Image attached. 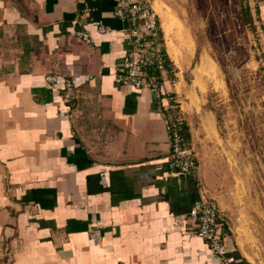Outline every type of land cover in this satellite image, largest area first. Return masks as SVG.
I'll return each mask as SVG.
<instances>
[{
    "label": "crops",
    "instance_id": "0c3cea01",
    "mask_svg": "<svg viewBox=\"0 0 264 264\" xmlns=\"http://www.w3.org/2000/svg\"><path fill=\"white\" fill-rule=\"evenodd\" d=\"M119 1L0 0V264H221L190 216L199 181L220 206L229 253L253 264L229 176L204 168L206 159L198 179L182 176L170 159L166 102L117 81L132 48ZM149 1L174 67L166 89L182 97L192 144L204 148L218 127L194 84L208 73L205 59L195 66L198 46L181 14ZM248 10L264 61V0ZM69 78L71 104L62 90Z\"/></svg>",
    "mask_w": 264,
    "mask_h": 264
},
{
    "label": "rangeland",
    "instance_id": "374dc122",
    "mask_svg": "<svg viewBox=\"0 0 264 264\" xmlns=\"http://www.w3.org/2000/svg\"><path fill=\"white\" fill-rule=\"evenodd\" d=\"M164 1L193 31L198 46L195 66L208 59L214 68L212 75L194 83L208 93V108L218 121L214 141L204 148L193 144L199 170L206 159L204 168L228 175L230 186H236L235 222L247 229L241 231L253 264H264V61L248 23L250 0ZM189 75L192 84L191 69ZM177 99L182 105V97Z\"/></svg>",
    "mask_w": 264,
    "mask_h": 264
},
{
    "label": "built area",
    "instance_id": "2783aa9c",
    "mask_svg": "<svg viewBox=\"0 0 264 264\" xmlns=\"http://www.w3.org/2000/svg\"><path fill=\"white\" fill-rule=\"evenodd\" d=\"M116 16L129 26L131 50L126 54L118 69L117 81L124 86L140 90H151L165 103L163 118L170 134V159L173 168L182 176L198 179L199 159L191 143H186L182 134L184 124L181 116L180 103L177 97L166 89L172 82L174 67L165 51L164 37L160 19L149 0H120L116 7ZM101 26L100 31L105 33ZM86 43L92 37L86 32L79 34ZM49 86L56 87L61 82L58 75H48ZM63 98L72 103L76 98V85L73 79H64ZM199 197L195 201L190 216L199 224L198 235L209 245L221 264H238L226 245L228 234L220 220L222 211L218 202L209 195L199 181Z\"/></svg>",
    "mask_w": 264,
    "mask_h": 264
},
{
    "label": "trees",
    "instance_id": "16d2710c",
    "mask_svg": "<svg viewBox=\"0 0 264 264\" xmlns=\"http://www.w3.org/2000/svg\"><path fill=\"white\" fill-rule=\"evenodd\" d=\"M246 13H247V16H248V18H249V22L248 23H250L251 21H250V12H249V10L247 11L246 10ZM169 60V59H168ZM40 91V90H39ZM182 134H183V136H184V139H185V141H186V143H191L192 141H191V135H190V131H189V129H188V127L185 125V123L183 124V126H182Z\"/></svg>",
    "mask_w": 264,
    "mask_h": 264
},
{
    "label": "bare ground",
    "instance_id": "6f19581e",
    "mask_svg": "<svg viewBox=\"0 0 264 264\" xmlns=\"http://www.w3.org/2000/svg\"><path fill=\"white\" fill-rule=\"evenodd\" d=\"M177 21V20H176ZM170 33V32H169ZM186 36V35H185ZM205 68H208V73L207 74H210L212 75L211 73L213 72L214 68H213V64L208 60V59H205ZM204 64H202L204 66ZM218 70V69H217ZM204 71V70H203ZM216 73V72H215ZM204 75V74H203ZM215 75V74H214ZM198 80V79H197ZM197 85V84H196Z\"/></svg>",
    "mask_w": 264,
    "mask_h": 264
}]
</instances>
